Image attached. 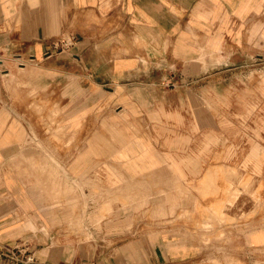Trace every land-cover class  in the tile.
I'll use <instances>...</instances> for the list:
<instances>
[{"label": "crops", "instance_id": "1", "mask_svg": "<svg viewBox=\"0 0 264 264\" xmlns=\"http://www.w3.org/2000/svg\"><path fill=\"white\" fill-rule=\"evenodd\" d=\"M263 67L264 0H0V264L196 258V241L141 229L137 204L102 218L92 193L110 180L144 201L154 178L159 211L180 208L183 182L241 144L224 125L239 120V77L264 92ZM1 75L47 104L8 103ZM255 143L246 160L259 171ZM82 226L90 237L71 230Z\"/></svg>", "mask_w": 264, "mask_h": 264}, {"label": "rangeland", "instance_id": "2", "mask_svg": "<svg viewBox=\"0 0 264 264\" xmlns=\"http://www.w3.org/2000/svg\"><path fill=\"white\" fill-rule=\"evenodd\" d=\"M18 67L20 65H16V68ZM243 70L246 74L254 72L249 68ZM1 73L4 71H0ZM258 76L261 84L264 67ZM1 78L4 85L3 93L5 95L7 92L8 103L20 104L29 99L32 107L36 106V103L37 106L47 104L45 99L40 98V102H36L31 101L29 95L21 96V92H31L26 84L17 85L19 83H16L13 77L6 78L1 75ZM249 83L251 82L247 79L238 78L240 87L246 88V91L236 94L241 108L239 120L235 124L226 122L223 129L225 137L239 138L241 144L227 145L225 152L230 154V159L224 162L216 158L211 162L215 166L209 164L201 178L183 182L180 208L177 210L168 208L166 214L159 211L158 185L153 181L154 178H151V191L144 201L138 194L123 196L122 193L110 192L114 184L108 180V184L103 181L104 188L108 190H104L102 198L99 193H92L93 201L94 195L98 196L95 200L97 202L103 199V208L100 210L102 218H108L114 213L115 210L109 207L110 204L119 203L123 206L137 204L139 206L134 209L133 220L149 222L141 226V229L156 232L162 230L168 236H180L184 240H194L198 243L199 255L182 264H264V167L258 171L252 161L246 160L252 142L259 143L255 145L264 149V92H249ZM37 110L39 120L45 121V114L38 107ZM57 115L54 117L55 120L58 119ZM46 131L54 130L46 128ZM59 133L51 135L59 141L57 138ZM243 140L246 144L242 143ZM39 147L42 148L40 145ZM170 184L174 185L175 182L171 180ZM174 189L172 187V190ZM170 194L174 195L173 192ZM221 210L225 214L222 215ZM71 230L83 238L87 234L83 226L80 230L74 227H71ZM86 236L90 237L88 234Z\"/></svg>", "mask_w": 264, "mask_h": 264}, {"label": "built area", "instance_id": "3", "mask_svg": "<svg viewBox=\"0 0 264 264\" xmlns=\"http://www.w3.org/2000/svg\"><path fill=\"white\" fill-rule=\"evenodd\" d=\"M73 40H74V37L70 35V36H68L66 38H63L61 41H59L57 43V46L60 47V48H66L67 46L71 45ZM16 251H18V253L20 252V250H17V249H14L13 251L7 249V252L9 254H11V255H14ZM31 261H32V256L29 255V256H26L25 258H23V262L22 263L23 264H28Z\"/></svg>", "mask_w": 264, "mask_h": 264}]
</instances>
